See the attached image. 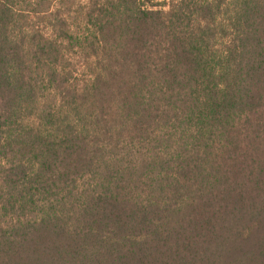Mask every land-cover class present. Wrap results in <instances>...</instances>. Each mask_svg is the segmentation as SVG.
<instances>
[{
  "label": "trees",
  "instance_id": "1",
  "mask_svg": "<svg viewBox=\"0 0 264 264\" xmlns=\"http://www.w3.org/2000/svg\"><path fill=\"white\" fill-rule=\"evenodd\" d=\"M0 0V264H264V0Z\"/></svg>",
  "mask_w": 264,
  "mask_h": 264
},
{
  "label": "rangeland",
  "instance_id": "2",
  "mask_svg": "<svg viewBox=\"0 0 264 264\" xmlns=\"http://www.w3.org/2000/svg\"><path fill=\"white\" fill-rule=\"evenodd\" d=\"M163 0H153V2L157 3V7H159V3L162 2Z\"/></svg>",
  "mask_w": 264,
  "mask_h": 264
}]
</instances>
